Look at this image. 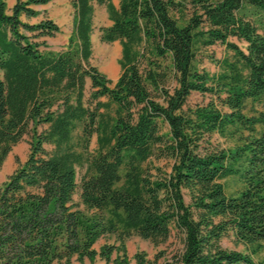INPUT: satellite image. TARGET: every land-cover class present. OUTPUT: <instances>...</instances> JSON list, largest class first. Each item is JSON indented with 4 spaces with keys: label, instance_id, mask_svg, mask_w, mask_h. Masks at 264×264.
<instances>
[{
    "label": "trees",
    "instance_id": "obj_1",
    "mask_svg": "<svg viewBox=\"0 0 264 264\" xmlns=\"http://www.w3.org/2000/svg\"><path fill=\"white\" fill-rule=\"evenodd\" d=\"M47 1L14 0L7 13L0 0V166L29 136L24 161L0 184V264H70L72 256L128 264L123 240L157 245L171 230L178 249L151 260L137 252L134 264H264L250 257L264 248V109L243 112L246 102L264 103V27L257 32L245 17L250 6L264 20V0H71L72 29L57 51L22 32L58 31L47 18L20 20ZM92 3L105 4L110 20L100 39L120 45L112 84L89 63ZM216 42L231 55L216 72L198 70L197 51ZM191 92L212 98L184 108ZM111 104V114L98 111ZM77 125L99 144L78 182L80 155L70 148ZM213 133L236 142L219 147ZM151 157L167 167L147 166ZM230 175L242 188L226 194L220 180ZM107 233L118 245L96 251ZM228 233L249 252L221 247Z\"/></svg>",
    "mask_w": 264,
    "mask_h": 264
},
{
    "label": "rangeland",
    "instance_id": "obj_2",
    "mask_svg": "<svg viewBox=\"0 0 264 264\" xmlns=\"http://www.w3.org/2000/svg\"><path fill=\"white\" fill-rule=\"evenodd\" d=\"M6 4V12L9 13V8L13 4L14 0H4ZM71 0H48L43 5H31L35 10H38V14L34 17H26L20 15V20L28 23H36L41 19L48 18L52 20L58 26V31L52 36H32L31 32L22 31L27 35L30 41L39 43L38 48L40 50H61L66 43V39L72 29V17L73 9L71 6ZM113 6H117V0H110ZM245 17L248 18L257 28V32L261 33L264 27V20L262 13L250 6H246ZM92 30L90 32V45L91 53L89 57V63L93 65L99 72L104 74L112 82L117 77L119 72L118 58L120 56V45L117 40L112 42H104L100 39V28L110 23L108 18V12L105 4H92L91 14ZM229 40L234 42L238 47L244 49L245 42L235 37H229ZM231 52L227 50L222 44L214 43L199 48L195 55V64L198 70H203L208 73H213L218 70L216 61L224 56H230ZM110 84V85H111ZM90 87L89 80L85 78L83 87V100L88 103ZM212 96L208 93L191 92L184 103L185 107H192L195 104H204L209 101ZM105 98H100L104 101ZM114 105L111 104L107 110L101 108L98 109L100 112L107 111L109 114L112 113ZM264 109V103H249L246 102V106L243 110L245 114H255L258 110ZM45 126L39 125L38 130H42ZM256 129L262 130L263 127L256 125ZM28 135H23L15 145H13L8 152L7 156L3 160L0 166V184L5 181L6 177L19 165L21 164L28 151ZM210 141L213 144H217L219 147L229 148L235 144L234 137L220 136L216 133L211 134ZM97 135L95 132H91L87 138H83L80 126L77 125L71 134L70 148L80 155L79 161L74 164L75 181L78 182L80 177L86 171L87 158L90 154L98 150ZM46 151H52L53 145L43 144ZM167 159H155L153 157L146 161V165H157L162 168L167 167ZM223 184L224 191L226 194H233L242 188V182L236 175H230L220 180ZM76 199V194L73 195ZM180 235L174 230H171L169 237L157 245L152 244L150 241L142 239L137 235H131L123 240V247L128 264H134L133 255L137 252H144L148 259H153L154 255L158 251H164L163 257H168L170 253L180 247ZM114 244L118 245V241L112 234H104L100 236L93 244V248L98 251L102 245ZM219 244L225 249H233L242 252H249L244 247L236 242L234 237L228 233L224 235ZM113 255V254H112ZM250 257L253 261H261L264 263V248H261L254 254L250 253ZM162 258L159 257L157 260L158 264H161ZM56 264V263H53ZM70 264H104L98 256L94 260L89 261L87 258L77 260L75 256L70 258Z\"/></svg>",
    "mask_w": 264,
    "mask_h": 264
},
{
    "label": "crops",
    "instance_id": "obj_3",
    "mask_svg": "<svg viewBox=\"0 0 264 264\" xmlns=\"http://www.w3.org/2000/svg\"><path fill=\"white\" fill-rule=\"evenodd\" d=\"M48 2V1H47ZM71 2V1H70ZM117 2H118V0H117ZM45 4V3H44ZM93 4V3H92ZM38 5H43V4H38ZM33 8V7H32ZM34 9V8H33ZM48 19V18H47ZM56 24V23H55ZM57 25V24H56Z\"/></svg>",
    "mask_w": 264,
    "mask_h": 264
}]
</instances>
